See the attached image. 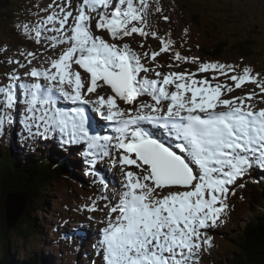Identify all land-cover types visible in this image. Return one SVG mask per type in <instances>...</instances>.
<instances>
[{
    "label": "snow or ice",
    "instance_id": "6c2138e0",
    "mask_svg": "<svg viewBox=\"0 0 264 264\" xmlns=\"http://www.w3.org/2000/svg\"><path fill=\"white\" fill-rule=\"evenodd\" d=\"M153 3L162 12L159 0H52L35 22L16 25L27 41L49 51L42 67L34 64L35 51L9 56L0 47V63L13 66L0 83V137L19 123L27 133L21 140L75 146L89 175L105 157L120 168L117 196L77 209L104 212L93 245L98 260L91 264H200L213 247L209 230L224 223L229 195L243 187L237 182L253 169L264 172V108L247 102L264 93V78L249 66L174 51L170 38L146 31ZM134 34L158 39L159 51L138 53L126 42ZM168 52L175 62L196 64V71L159 70L157 57ZM249 83L259 93L230 95ZM84 105L112 134L95 131ZM99 182L106 191V179ZM99 200L107 203L101 207Z\"/></svg>",
    "mask_w": 264,
    "mask_h": 264
},
{
    "label": "rangeland",
    "instance_id": "374dc122",
    "mask_svg": "<svg viewBox=\"0 0 264 264\" xmlns=\"http://www.w3.org/2000/svg\"><path fill=\"white\" fill-rule=\"evenodd\" d=\"M0 1H1V3H0V5H1L0 6V47L7 46L10 39L12 41H14L17 34L22 35L21 32L18 31L17 27H16V25L19 22H33L34 19L37 20L36 13L39 11V9L47 7L46 0H43L42 4H41L42 0H0ZM201 1H206L207 3L211 2V0H201ZM245 1L248 2L250 0H245ZM237 2H239V0ZM73 3H75V2L73 1ZM37 5H39V8L37 7ZM159 5L162 7V12L154 11L156 4L155 3L152 4V7L149 10V14H148V18H147L146 31L157 32L160 37H164L166 39L170 38L174 42V44H173L174 51H179L181 53V55H183V56L198 57L200 60H202L204 62H220V63H224V64L239 65V67L241 69L245 66H249V67L253 68L254 74L258 73V71H260L259 74L263 73V76L262 75L261 76H262V78H264V0L251 1V5L247 7V10L250 12L246 16L240 15L238 17L239 23H236L235 25L231 26L232 24H229L227 19H226L225 21L222 22V24H217V26L219 25V28H221V32H219L218 34L216 33L217 38H229L230 35H233L232 32L239 30L242 33L244 39L247 38V36H249V39L252 40L254 42V44L256 43L255 48H253L254 50L251 51V52H253L254 55H251L250 59H243L237 53L236 48L234 49L235 51H233L230 56H225V57H223V59H217V58L214 59V58L204 54L199 49L200 45L206 46V49H208V50H209V48L213 47L210 40L208 39V36L210 34L212 36H215L213 30H211V29H213V27L211 25H209V20H208L209 18H207V17H210V21H211L212 16L209 14L211 12L210 9L212 8L211 5L208 6V8H209L208 11H204L202 9V7L198 3H196L195 1H193V2L191 1L190 3L185 2V6L182 5L183 7L181 5H176V4L174 5L171 2H162V1H159ZM238 8H240V10H241V7H238ZM229 9L230 8H227L226 10H229ZM232 10H233V8L230 9L229 11L231 12ZM193 11H199L200 15L196 16L193 13ZM242 11H245V9L242 8ZM43 14H45V13H42V12L40 13V15H43ZM201 15H204V18H202L203 19L202 22L200 20L201 18H199ZM165 16L168 17V20L163 19V17H165ZM193 19H195L198 23H196ZM212 20H213V18H212ZM213 22H215V21H213ZM180 24H181V27L179 26ZM206 24L209 26V32L207 31L208 34L202 32L203 28H205V26H207ZM213 26H215V25H213ZM185 30H189V31H185ZM180 37L184 40L179 41ZM206 37H207V39H205ZM132 38L131 37L129 38L131 40V42L129 44L137 52H140V51L151 52V50H149V44L153 45L155 43L157 45L156 51H159V48L161 47L159 40L151 37V35H149V37H147L145 39L139 35L134 34ZM126 39H128V38H126ZM24 41L26 43H28V45H30V43H32V42L29 43V41L27 42V40H24ZM140 43L144 44L143 48L140 47ZM256 46H257V48H256ZM40 47H42V46L35 44V48L39 49ZM37 50L35 49V51H37ZM188 52H189V54H188ZM173 54H174V52L173 53L168 52V53H163V54L161 53L162 56L160 55L157 57V59L159 58L158 59L159 62H162L161 58L162 59L165 58L169 62V63L163 62L164 64H161L158 62L159 64L163 65V67L160 69L170 70V68H168L167 65L172 64V63H174L173 65L179 63L180 68L189 69L188 65L185 66V64H183V63L173 61L172 60ZM165 59H163V60H165ZM259 59L262 62L261 68H260V66L259 67L254 66V64H257V60L259 62ZM149 63H151V62H149ZM1 64L2 63H0V65ZM251 64L253 66H250ZM191 65H192V67L194 66L195 69H197L196 64H191ZM256 70H258V71H256ZM4 72H8V67H5L2 69V75ZM204 75H210V74H200V76H204ZM220 78L225 79V77H223V76L219 77V79ZM22 79H24V78H22ZM220 81L222 82L221 79H220ZM229 82L232 83L231 81H229ZM253 87H255V85L249 83V84L242 86V88L238 89L237 92H240L241 96H243V94L245 95L246 93L252 92V90H250V88L253 89ZM245 90H247V91H245ZM248 90H250V91H248ZM253 91H254V89H253ZM257 93H259V92H257ZM231 94H235V93L232 92ZM257 98L260 100V102H261V100L264 101V93H260L258 96L253 97V99H256V100H257ZM258 109H259V107H258ZM97 114L98 113H96V115ZM20 117L21 116H18V120ZM100 125H101L104 132L107 129H110L108 126V123L105 121ZM97 132H99V131L97 130ZM49 143H51V142H49ZM0 150L2 151V149H0ZM66 150H68L67 152H73L72 150H76V149L70 148V149H66ZM34 151H40V150L39 149L33 150L32 153H35ZM57 155H59V154H57ZM39 156L40 157L39 158L37 157V159L35 161H25L24 163L19 161L18 165H19V167H24L27 171H28L30 166H32V169H35V166L38 167L39 166L38 162L40 163V161L42 159L41 158V156H42L41 152H40ZM49 157H53V156H49ZM80 157H81V162L79 164L71 165V166L76 167L77 170H74V171H76L78 175H81L82 171L87 172V169H88V166L86 164L82 163V160H83L82 155ZM22 159H24V158H22ZM37 160H38V162H37ZM43 160H44L43 166H41V169L44 170L45 166H46V170L51 171L50 167H48V162L45 159H43ZM2 162H3V160L0 157V164ZM1 166L3 168H5L4 163ZM96 167L98 169V172L95 173L96 178L103 177L106 180L108 179L109 182L111 181L113 184L118 183L119 180L121 179L118 175L119 172L117 171L116 167L112 166L110 157H105L104 159L100 160ZM21 170H24V169H21ZM253 170H257V169H253ZM15 172H16V174H19L18 171H15ZM30 173H31V171H29V174ZM262 173H264V172H262ZM256 176L257 175H255V174L253 175L254 178H256ZM79 177L80 178H78L77 180H79L80 182L83 183L84 182L83 178L81 176H79ZM247 177H249V175L246 176L242 181H238L237 184L238 185L240 183L243 184L244 181L247 180ZM262 186H263V188H262ZM23 189L24 188L20 187V191H16L15 194L18 196L21 193H23V195H24L25 192L22 191ZM103 189H104V187H102V191H103ZM263 189H264V185L260 184L257 187V190L254 193L252 192L253 194L251 195L250 192L245 191V190H241L238 186L235 187V195H229V198H228V203H229L228 213H227V215L222 217L224 223L218 222V226L215 229H210L208 232V234L210 236H212V238H213L212 239L213 247L202 254L200 264H225L226 262H228L226 260L228 258H230V254H233L234 242L236 241L237 235L241 232L243 225L246 224L245 222L249 221L252 218L251 217L252 215L255 216L257 213H261V211H263V209H264V192H263L264 190ZM243 191H245V192H243ZM71 193H73L75 195L72 199H71V197H72ZM245 193L249 194L248 200H250V202H251L250 204H246V201H244V199L247 197V195L245 196ZM97 194L98 195H92L91 193L81 194V196L85 197L86 200L88 201V202L84 201L82 203L90 204L92 200H95L98 197L102 196L100 191H98ZM112 194L113 193H111V195ZM107 195L110 196L109 194H107ZM77 196H78V194H76L75 192L68 191L59 182L52 183L51 184V191L48 193V196H46V203L47 204H45L43 211H41V213H39L35 217L38 224L40 225L38 227L39 229H38V234L36 235V237H39V235L41 234L39 238H43V239L45 238V239L49 240L48 236L46 235L45 227L42 228L41 225L47 224L48 228H56V229L62 231L64 226H66L68 224L70 225L72 222L73 223L74 222L75 223L76 222L81 223L79 217L77 216V212L72 217L70 215L71 212L69 211L72 209L73 206H78V204L81 203L80 199L77 200ZM27 197H29V196L27 195ZM33 197H36V196L34 195ZM36 198H38V197H36ZM239 198H241V199H239ZM25 200H26V202H23V203H25L24 207L26 208L27 204H28V200L26 197H25ZM37 201H38V199L37 200L35 199V201H33V204L36 205V207L38 206ZM35 202H36V204H35ZM98 203L101 207H103V205L107 202L105 200H99ZM85 204H82V206ZM51 205L53 206V208H51ZM54 205H59V206L55 207ZM29 207H30V205L27 208H29ZM105 210L107 211V209H105ZM84 212H85V214L83 215V220L87 221V227H86V230L78 228L77 231L79 233L81 231H87L88 232L89 226L91 224L97 223L96 218L91 219L92 221H89L88 217L90 215L96 216L99 211H96L95 213H92L89 211H84ZM88 214H90V215H88ZM65 218H68V219H65ZM253 218H255V217H253ZM44 219H46L47 222H45ZM236 219H239V220H236ZM33 223H32V225H33ZM58 224L61 226H58ZM101 228L102 227L99 226L97 231H95V229L92 228L91 229V235L93 237H96V236L98 237V233H99ZM35 230H36L35 232H37V229H35ZM40 230H42V233ZM26 232H27V230L24 232V234ZM49 234H52V233L49 232ZM10 236H11V240L13 239L12 240L13 244H15V241H17V244L15 245L16 248L13 249L14 254H16V256L13 255V257H12L13 263H15V264L20 263L21 258L25 256L23 251L26 248L25 246L28 245L29 243L30 244L28 245V250L32 251L33 254L36 255V253L38 252V248H40V251L38 253V257L40 258L41 256H48V258L50 259V262H52L54 264L55 263L67 264V261H69L70 264H79V260L77 261V259H82L81 255L79 253L75 252L74 250L69 252L70 254H71V252H75V253L71 254L72 255L71 260L67 258L66 252H64V254L60 253L61 255L58 254V256H56V254H57L58 250H60V248H69L68 246L66 247L65 241H67V238H65L66 237L65 232L61 233L60 236H58V237L62 238L60 240L64 241V245L59 246V245H56L53 243V246L50 247V249L42 247L41 244L39 243L41 241H38L39 238H34V239L29 238L24 243L20 239H17L16 238L17 236L14 233H10ZM1 238H3V237L0 235V239ZM6 239H7V237H6ZM23 241H24V239H23ZM54 241H55V239H54ZM88 241H89L90 247L93 248V245L95 242L90 240V239ZM73 244L76 247L80 248V245L76 244L75 242H73ZM9 245H11L12 248L14 247V245L10 244V242H9ZM45 245H47V244H45ZM19 246L21 247V249L19 248ZM41 247H42V249H41ZM86 250H88V249L86 248ZM230 251H231V253H230ZM92 252L94 253V256L93 255L87 256L86 254H83L82 260L85 261V264H91V262L93 260H98V257L96 256V250L92 251ZM15 258H16V261H15ZM74 259H76V261ZM40 263L46 264V263H44V260H40Z\"/></svg>",
    "mask_w": 264,
    "mask_h": 264
},
{
    "label": "trees",
    "instance_id": "16d2710c",
    "mask_svg": "<svg viewBox=\"0 0 264 264\" xmlns=\"http://www.w3.org/2000/svg\"><path fill=\"white\" fill-rule=\"evenodd\" d=\"M236 1L237 0H233V1L231 0H211L209 5L216 7L218 10V11L210 12L211 15L214 17L213 21H215L216 24H219V23L222 24L220 21V17L217 16V14L221 13V15H224V17L227 19L228 23L232 24L231 26L235 25L236 23H239L238 17L240 15L232 14L233 12H231V14H228L227 12H222V8H220L221 4L225 2L226 5L230 9L235 8L236 6H239L247 10L248 3L251 0L248 2L245 0H239V2H236ZM242 16H245V15L242 14ZM213 21L211 20L209 25L213 27V29L211 30H213L214 32L215 28L217 27L212 25L214 24ZM195 22L197 23L196 20ZM205 28L206 29H204V31L205 33H207V30H209V26L207 25ZM220 29L221 28L217 30L216 32L217 34L221 32ZM216 33H214L215 36H212L211 34L208 36V39L212 40L211 44L214 46V48L212 47V48H209L208 50L206 49V46H203V45L199 46V49L204 54H207L208 56L223 58L225 56H230L232 52L235 51L234 49L236 48L237 53L241 57H243V59H248L249 57H251V55H254L253 52H251V50H254L253 48L255 47L256 43L254 44V42L249 39V36H247V38L244 39L242 33L239 30L232 32L233 35H230L229 38H217ZM261 64L262 62L260 61V59H259V62L257 60L256 66L261 67ZM11 156H12V153L10 156H7V158L3 160V162L0 164V194H1L0 195V207L4 208L6 195L8 193L20 191V187L24 188L22 191L25 192L24 194H27L29 196L26 198L31 203V207L34 206V208H31V207L27 208L29 206V203L27 204L26 208L24 207L23 216L21 217V219H19V222L15 226L14 230H15L16 236H21V237H24L25 239H28V237L24 234L26 230L28 231L30 237L35 236L38 233L33 230L34 224L32 225V223L34 222V220L29 221L28 217L31 216V218H33L35 213H37L38 208L41 210V208L44 205V203H41L39 205L40 200H38L37 201L38 206L36 207V205L33 204V201H35V199L36 200L38 199L36 198L38 197L37 195L38 192L40 191L47 192V189L50 186L52 181H59L62 185H65L64 182L66 180L63 179L62 176L59 177L58 175H55L56 172L57 174H60V172L57 171L56 169L64 170V168L63 167H53V165H48V167L53 168L51 171H49V170H46V166L44 170H40L37 168L32 169V167H30L32 170H31V173L29 174V169L28 171H24V170L22 171L20 168L18 169L17 167H13L15 171L19 172V174H16L15 171H12V164H11V161L15 162V156L13 155L14 160L9 159ZM46 160L48 159L46 158ZM3 163L5 165L6 170L5 168L1 166ZM23 172L25 175H23ZM32 195L33 196L35 195L36 197H33ZM40 210H39V213H40ZM254 217L255 218L252 217L250 221H248L246 224L243 225V228L241 232L237 235L236 241H235V243H237L238 252L234 251L233 255L230 254V258L226 260L228 262H226L225 264H264V213H262L261 215H255ZM0 235L3 237L1 238L2 240L0 239V264H15L13 263V259H12L14 252L10 253V245H9V242L11 240L10 232L5 227L3 222L0 223ZM6 236H7V239H6ZM244 237H247L250 239V245L242 244V240L244 239ZM42 239L43 238H39L38 241H41L43 245L47 244L45 246L41 245L42 247L50 249V247L53 246L51 243H49L47 239L45 240H42ZM16 244H17V241L15 242V245ZM28 245L25 246L26 248L23 251L25 256L21 258V261L18 264H41L40 260H44V263L46 264H51L48 256H41L39 258L38 256L34 255L32 251L28 250ZM19 248L21 249L20 246Z\"/></svg>",
    "mask_w": 264,
    "mask_h": 264
},
{
    "label": "bare ground",
    "instance_id": "6f19581e",
    "mask_svg": "<svg viewBox=\"0 0 264 264\" xmlns=\"http://www.w3.org/2000/svg\"><path fill=\"white\" fill-rule=\"evenodd\" d=\"M193 1H195L196 3H198L202 8H203V10L204 11H208V7H204V6H206V5H209V3H207L206 1H201V0H193ZM238 1V0H237ZM236 1V2H237ZM185 1H180V0H178L177 2H176V5H184L185 6V3H184ZM183 7V6H182ZM217 7H219V6H217ZM220 8H222V12H227L228 14H231V12H234L233 10L230 12L229 10H226L227 8H229L227 5H226V3L224 2V3H222L221 4V7ZM211 10V12H214V11H218L217 10V8L216 7H213V8H211L210 9ZM241 10H242V8H241ZM216 13V12H215ZM217 14V13H216ZM208 15V14H207ZM211 15V14H210ZM212 16V15H211ZM200 18V17H199ZM207 18H209L208 20H209V24H210V17H207ZM212 18H214L213 16H212ZM212 18H211V20H212ZM194 21H195V19H193ZM201 20V22H202V19H200ZM225 20H226V18H225ZM213 21V20H212ZM198 23V22H197ZM211 23H213V22H211ZM197 25V24H196ZM212 25H215L217 28H215V31H214V33H216L217 32V30L219 29V25L217 26V24H215V22H214V24H212ZM180 27H181V24L179 25ZM206 27V26H205ZM204 29H206V28H203V30H202V32L203 33H205V31H204ZM181 30V29H180ZM221 30V29H220ZM187 31H189V30H187ZM207 31H209V30H207ZM180 32V31H179ZM101 35H106L105 33H100ZM216 37H217V35H216ZM107 38V37H106ZM132 38V37H131ZM133 39V38H132ZM205 39H207V37L205 38ZM24 40H26L25 38H24V36H22V35H18L17 34V36H16V38H15V40L14 41H12L11 39L9 40V43L7 44V46H2V47H6L7 48V55H9V56H11V55H13L14 53H17L19 50H24V49H27V50H29V51H35V49L37 50L38 48H35V43L34 42H32V43H30V45H28V43H26ZM180 40H184V39H182L181 37H180V39H179V41ZM28 42V41H27ZM126 42H128V43H130L131 42V40L128 38V39H126ZM210 42H212V40H210ZM234 43V42H233ZM156 44L154 43L153 45H151V44H149V50H151V51H153V50H156ZM257 47V46H256ZM213 48H214V46H213ZM255 48V47H254ZM252 51V50H251ZM36 53H37V56L38 57H40V59H38V60H36V61H34V64H36L38 67H42V66H45V64H44V61L47 59V57L49 56V51H45L44 50V47H40L37 51H35ZM138 53H141V54H143V52L142 51H140V52H138ZM171 53H173V52H171ZM163 54V53H162ZM188 54H189V52H188ZM162 56V55H161ZM164 57V56H163ZM187 57V56H186ZM20 59H21V62H24L23 61V58L22 57H19ZM218 59H220L221 57H217ZM159 59V58H158ZM158 59H157V62H159L158 61ZM163 59H165V58H163ZM162 58H161V60H162V62H159V63H161V64H164L163 62H168V60H163ZM248 59H250V57L248 58ZM202 61V60H201ZM142 62H145L146 63V65L147 66H153V64L152 63H149L148 61H142ZM226 62V61H225ZM169 63V62H168ZM171 63V62H170ZM232 63V62H231ZM172 64H174V63H172ZM176 65V64H175ZM175 65H173L174 67H172L170 70H163V69H159V70H161V71H165V72H168V71H177V72H179V71H183V69L185 70V68H180V67H176ZM188 65V67H189V69H187L188 71H196V69H195V67L193 66L192 67V65L191 64H185V66H187ZM1 67H0V83H4L5 81H7V79H6V76H3L2 75V69L3 68H5V67H8V71L13 67L12 65H8V66H6L5 64H1L0 65ZM250 66H253L252 64L250 65ZM254 66L255 67H257L256 66V64H254ZM261 68V67H260ZM21 71H23V70H21ZM256 71H258V70H256ZM260 71H258V73H259ZM141 75H144L143 73L141 74ZM260 75H262L263 76V73L262 74H260ZM261 76V77H262ZM149 78H155L154 77V75L153 74H149ZM25 80H27L26 78H24ZM221 80H222V82H225V79H223V78H220ZM229 84H231L229 81H227ZM247 88V87H246ZM253 89H254V91H256V92H259V89H257L256 88V86L255 87H253ZM253 89L252 88H250V90H252L253 91ZM238 90V89H237ZM237 90H235L234 91V93L235 94H230L231 96H233V97H235V96H241V94H240V92H237ZM250 90H248V91H250ZM98 91H101L102 93L104 92V90H102V89H98ZM245 91H247V90H245ZM242 92V91H241ZM247 94V93H246ZM244 95V94H243ZM260 97V96H259ZM92 99H95V97H94V95L92 96ZM248 103H251V104H254L257 108L259 107V108H264V101H262L261 100V102H260V100L257 98V100L256 99H252V100H250V101H247ZM62 105H65V106H67V107H70L69 106V104L68 103H63ZM75 106H77V105H74V107ZM84 108H85V110H86V113L88 114V116H89V118H90V120L91 121H94V122H96V128H95V131H99V133H101V134H103L104 133V131H103V129H102V127H101V125L100 124H102L104 121L102 120H99V119H97V115H96V112L93 110V108H92V106L91 105H84L83 106ZM21 119H22V116L20 117ZM19 118V119H20ZM93 118V119H92ZM146 126V125H145ZM146 127H149V126H146ZM154 130V129H153ZM105 133L106 134H112L111 133V130L110 129H107L106 131H105ZM73 147H75V146H73ZM0 149H3L4 150V152H2V151H0V157H1V159L2 160H5L6 158H7V156H10L11 155V153H9L8 151H7V149H6V147L5 146H3V145H0ZM7 152V153H6ZM35 153H32L31 151H29V150H27V151H19V152H16V153H14L13 155L15 156V162H12L11 161V164H12V171H15L14 169H13V167H18V168H20V169H24V171H27L24 167H19V165H18V162L19 161H21L22 163H24L25 161H35L36 159H37V157L39 158L40 156V151H34ZM5 153V154H4ZM58 154L59 155H57V156H54V157H50L48 160H46L47 162H48V165H53V167L55 166V167H63L64 168V170L63 169H56L57 171H59L60 173H62L63 171H65L66 173H67V169H66V167L67 166H65V163L66 162H71V163H67L66 165H76V164H79L80 162H81V157H80V155H79V152L77 151V150H73V152H66L65 150H63V149H60L59 151H58ZM113 155H115V153H113ZM22 158H24V159H22ZM111 158V157H110ZM50 161V162H49ZM37 162H38V160H37ZM51 163H53V164H51ZM38 167L37 166H35V168H37V169H40V170H42L41 169V165L43 166V159H41V161H40V163L38 162ZM30 167H32V166H30ZM29 167V171H31L32 169ZM50 169L52 170L53 168H51L50 167ZM82 169V168H81ZM116 169H117V171L119 172V177L121 178L120 180H119V182L118 183H112L111 181L109 182L108 181V179L106 180L107 181V190L105 191V188L103 189V191H102V185L100 184V185H98V187H99V191H100V193L102 194V195H107V194H109L110 196H117V194H118V192L121 190V181H122V179H123V177H122V174H121V171H120V168H119V166H117L116 167ZM6 170V169H5ZM69 170H70V172H71V175H72V177H74V178H76V179H78V178H80L79 176H81L82 178H83V180H84V182H88L89 181V178L88 177H90V178H92V181L94 182V183H96V182H99L100 181V178H96L95 177V174H92L91 176L88 174L89 173V169H87V172H83L82 171V174L81 175H78L77 174V172L76 171H74V169H70L69 168ZM114 170V169H113ZM132 170H135L134 169V167H133V169ZM23 171V170H22ZM115 171V170H114ZM256 171H258V170H252V174H251V172H250V176H249V179H253V178H250V177H253V174H254V172H256ZM74 172V173H73ZM116 172V171H115ZM14 173V172H13ZM7 174V173H6ZM12 174V173H11ZM56 175V174H55ZM261 179H264V178H254L253 180L254 181H257L256 183H258L259 181H262ZM83 182V183H84ZM261 183V182H260ZM258 186H259V183L257 184ZM262 188H263V186H262ZM249 190H250V188H249ZM248 190V191H249ZM264 190V189H263ZM264 192V191H263ZM42 194V191H40V192H38V194ZM111 193H113L112 195H111ZM37 194V195H38ZM25 197H27L26 196V194H24L23 195V193H21L20 194V199H22L23 200V202H26V200H25ZM19 201V200H18ZM28 203H29V205H30V207H31V203L28 201ZM34 206H32L31 208H33ZM79 208H82V203H80V204H78V206H73L72 207V209L74 210V211H76L77 212V216L78 217H80L81 219H83V215L85 214V212L84 211H78L77 209H79ZM24 209V208H23ZM41 211H43V210H40V213H41ZM104 211H106V210H104ZM96 212V211H95ZM95 212H92V213H95ZM100 212V213H99ZM98 212V214L95 216H92V215H90V214H88V215H90V216H92V217H95L96 218V221H97V223H98V221L99 220H101V219H103L104 218V212H102V211H99ZM25 217V216H24ZM65 219H68V218H65ZM28 220L29 221H31V220H34V227H33V229H34V231H36L35 229H39L38 227L40 226L39 224H38V222H37V220L36 219H34V218H31V216H29L28 217ZM45 220V222H47V220L46 219H44ZM89 221H92V220H90L89 219ZM95 223V224H91L90 226H89V228H88V232L86 233V235H87V237H88V240L90 239V240H92V241H94L95 243H96V241H97V236L96 237H93L92 235H91V229L93 228V229H95V231H97V229L99 228V226H101V227H103L104 225L103 224H100V223ZM42 224V223H41ZM80 226H81V224L80 223H78ZM50 226V225H49ZM53 226V225H52ZM58 226H61V225H59L58 224ZM77 226L72 222L70 225L68 224V225H66V226H64V228H63V232H65V234L68 236V237H70V238H67V241H65L66 242V247L67 246H69V248H60V250H58V252H57V254H56V256H58V254H60V253H64L65 251L69 254V256H67V258L68 259H70L71 260V258H72V255L71 254H73V253H75V252H77V253H79L80 255H81V258L83 259V254H86L87 256H89V255H93L94 256V253L92 252L93 250L95 251V248L93 247H90V245H89V249L88 250H86V248L85 247H83L82 246V244L80 243V241L75 237V235H77L79 232L77 231ZM45 231L46 232H51L52 234H46L47 236H48V238H49V240L48 241H50V242H54V244H56V245H59V246H63L64 245V241H62V240H60V239H62L61 237H58V236H60V234L61 233H63L62 231H60V230H58V229H56V228H45ZM81 232H84V231H81ZM76 233V234H75ZM25 235L28 237V238H30V235H29V233H28V231L25 233ZM7 237V236H6ZM10 239H11V236H10ZM54 239H55V241H54ZM43 240H45V238L43 239ZM8 241V240H7ZM73 242H75L76 244H78V245H80V248H78V247H76L74 244H73ZM42 246H45V245H43L41 242H39ZM94 243V244H95ZM10 244H12V245H14V247L12 248V250H10V252L11 253H13L14 252V250L13 249H15L16 247H15V244H13L12 242H11V240H10ZM72 250H74L75 252H71V254L69 253L70 251H72ZM39 251H40V248H38V252L36 253V256H38V253H39ZM15 256H16V254H14ZM61 255V254H60ZM233 255V254H232ZM15 260H16V258H15ZM48 260V259H47ZM75 261H76V259H74ZM74 261V262H75ZM51 264H54V263H52L51 262ZM55 264H58V263H55ZM67 264H70V262L69 261H67Z\"/></svg>",
    "mask_w": 264,
    "mask_h": 264
},
{
    "label": "water",
    "instance_id": "95a60500",
    "mask_svg": "<svg viewBox=\"0 0 264 264\" xmlns=\"http://www.w3.org/2000/svg\"><path fill=\"white\" fill-rule=\"evenodd\" d=\"M24 206L25 203H23V200L20 199V195L17 196L15 192H10L6 195L4 208L0 207V223L3 222L5 227L9 230L10 233L15 234L14 228L18 224L19 219H21V217L23 216ZM242 244L250 245V239L244 237V239L242 240Z\"/></svg>",
    "mask_w": 264,
    "mask_h": 264
}]
</instances>
